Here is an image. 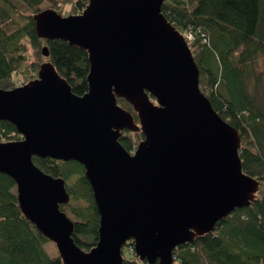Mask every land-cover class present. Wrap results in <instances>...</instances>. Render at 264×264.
<instances>
[{
    "label": "water",
    "instance_id": "1",
    "mask_svg": "<svg viewBox=\"0 0 264 264\" xmlns=\"http://www.w3.org/2000/svg\"><path fill=\"white\" fill-rule=\"evenodd\" d=\"M165 1L89 0L79 15L36 16L40 38L88 53V92L74 94L51 62L36 80L0 89V122L23 137L0 143V174L15 181L23 216L63 264H123L128 243L141 262L174 264L176 248L256 200L260 182L243 172L241 136L201 92L199 67L163 15ZM42 53L49 57L47 47ZM125 131L145 136L132 154L119 142ZM34 157L84 167L100 215L89 252L61 210L71 199L65 179Z\"/></svg>",
    "mask_w": 264,
    "mask_h": 264
},
{
    "label": "trees",
    "instance_id": "2",
    "mask_svg": "<svg viewBox=\"0 0 264 264\" xmlns=\"http://www.w3.org/2000/svg\"><path fill=\"white\" fill-rule=\"evenodd\" d=\"M65 3L70 11L65 13ZM89 0H0V89L10 91L38 78L51 62L73 93L88 92V53L61 40L48 41L36 31L35 17L47 11L61 16L81 14ZM162 13L187 40L200 70V89L215 111L237 129L242 139L243 172L260 182L256 200L218 223L213 233L179 246V264H264V0H166ZM49 49V57L42 53ZM151 100H157L149 94ZM118 104L133 114L124 99ZM23 139L17 128L0 122V143ZM145 136L125 131L119 139L130 153ZM45 173L63 178L71 199L61 207L74 222L73 238L89 252L99 242L100 215L84 167L34 157ZM50 243L23 216L15 181L0 174V264H63L51 257ZM124 249L123 264H147Z\"/></svg>",
    "mask_w": 264,
    "mask_h": 264
},
{
    "label": "rangeland",
    "instance_id": "3",
    "mask_svg": "<svg viewBox=\"0 0 264 264\" xmlns=\"http://www.w3.org/2000/svg\"><path fill=\"white\" fill-rule=\"evenodd\" d=\"M65 7V13L70 11V4L65 3L64 5ZM70 218V217H69ZM71 219V218H70ZM72 220V219H71ZM73 221V220H72ZM47 253L51 256V257H59V253L58 250L55 246V244L53 243H49L46 247H45Z\"/></svg>",
    "mask_w": 264,
    "mask_h": 264
},
{
    "label": "built area",
    "instance_id": "4",
    "mask_svg": "<svg viewBox=\"0 0 264 264\" xmlns=\"http://www.w3.org/2000/svg\"><path fill=\"white\" fill-rule=\"evenodd\" d=\"M191 39H192V36L190 34L187 35L186 40H191ZM174 264H179V263L175 262Z\"/></svg>",
    "mask_w": 264,
    "mask_h": 264
}]
</instances>
